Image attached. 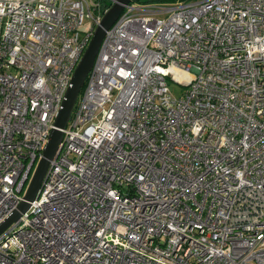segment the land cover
Returning a JSON list of instances; mask_svg holds the SVG:
<instances>
[{
    "label": "built area",
    "instance_id": "2783aa9c",
    "mask_svg": "<svg viewBox=\"0 0 264 264\" xmlns=\"http://www.w3.org/2000/svg\"><path fill=\"white\" fill-rule=\"evenodd\" d=\"M115 2L0 0V224ZM82 89L0 264H264V0L131 2Z\"/></svg>",
    "mask_w": 264,
    "mask_h": 264
},
{
    "label": "water",
    "instance_id": "95a60500",
    "mask_svg": "<svg viewBox=\"0 0 264 264\" xmlns=\"http://www.w3.org/2000/svg\"><path fill=\"white\" fill-rule=\"evenodd\" d=\"M133 0H117L105 13L100 25L96 28L95 33L84 52L82 59L76 67L71 86L68 88L66 98L63 102V107L54 123V128L51 131L49 141L44 149L43 158L40 160L36 171L34 172L28 190L24 196V200L3 223L0 224V234L14 221H16L21 213L28 210L30 202L33 201L41 188L46 172L49 167L50 160L55 156L58 147L63 138V131L71 118L72 112L76 106L77 99L85 84L86 78L91 71L101 43L104 39L106 30L109 29L118 19L126 5H129Z\"/></svg>",
    "mask_w": 264,
    "mask_h": 264
},
{
    "label": "rangeland",
    "instance_id": "374dc122",
    "mask_svg": "<svg viewBox=\"0 0 264 264\" xmlns=\"http://www.w3.org/2000/svg\"><path fill=\"white\" fill-rule=\"evenodd\" d=\"M109 4L111 3V0H106ZM173 1H157V0H133L132 3L137 4V5H144V4H149V5H156V3H171ZM91 22L89 18H85L83 26L81 27L82 31H88L90 29ZM169 86L172 90V93L174 96L180 97L182 94H184V91L187 89V87L181 86L170 79L168 80ZM81 94L79 95L77 102L80 101ZM77 104V103H76Z\"/></svg>",
    "mask_w": 264,
    "mask_h": 264
},
{
    "label": "trees",
    "instance_id": "16d2710c",
    "mask_svg": "<svg viewBox=\"0 0 264 264\" xmlns=\"http://www.w3.org/2000/svg\"><path fill=\"white\" fill-rule=\"evenodd\" d=\"M157 1L165 2V1H175V0H157ZM82 90H83V89H82Z\"/></svg>",
    "mask_w": 264,
    "mask_h": 264
}]
</instances>
